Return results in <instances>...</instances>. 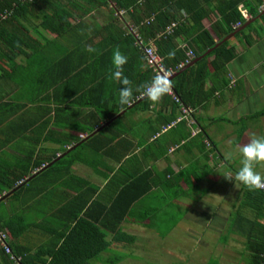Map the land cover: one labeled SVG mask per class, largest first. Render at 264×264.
Wrapping results in <instances>:
<instances>
[{
  "label": "crops",
  "instance_id": "1",
  "mask_svg": "<svg viewBox=\"0 0 264 264\" xmlns=\"http://www.w3.org/2000/svg\"><path fill=\"white\" fill-rule=\"evenodd\" d=\"M107 17L102 9L86 20L102 25ZM218 18L213 13L203 27L211 32ZM248 27L242 37L231 39L236 57L226 66V83L207 79L201 95L217 88L215 93L189 109L186 118L182 105L176 108L166 94L156 105L148 99L134 104L122 123L105 131L129 110L104 123L91 108L75 111L64 104L66 112L56 118L53 100L39 96L30 103L26 86L2 82L0 166L10 167L16 157L31 152L42 162L54 154L65 156L62 135L85 140L101 132L107 141L102 151L82 141L84 161L48 176L42 170L25 188L4 193L0 225L18 257L46 264L52 259L56 264H172L179 259L183 264H241L243 238L230 234L228 226L245 188L225 177H234L240 167L238 145L253 133L264 136V28L261 22ZM177 42L187 46L184 38ZM94 123L99 127L91 135L81 131ZM227 152L232 159H225ZM95 233L105 236L107 246L90 260V251L101 248H90ZM164 239L167 244L160 246ZM236 241L241 248L234 247ZM0 264H14L1 248Z\"/></svg>",
  "mask_w": 264,
  "mask_h": 264
},
{
  "label": "trees",
  "instance_id": "2",
  "mask_svg": "<svg viewBox=\"0 0 264 264\" xmlns=\"http://www.w3.org/2000/svg\"><path fill=\"white\" fill-rule=\"evenodd\" d=\"M240 6L250 18H256L263 3L261 0H0V85L12 81L18 86H26L30 103H34L39 96L42 101L53 100L56 104V118L66 112L67 106L64 104H71L68 107H74L71 109L75 111L91 108L92 113L101 114L104 123H108L121 112L118 103L120 84L108 78L112 68V52L119 46L120 51L128 57L124 75L132 81L134 102L123 109L129 111L104 128L109 131L122 123L127 113L132 112L136 106L146 104L144 85L155 76L147 67L145 56L136 44L135 33L145 44L148 41L154 43L165 67L176 68L186 59L189 50L194 54V59L198 58L233 33L238 24L243 25L246 20L239 10ZM102 9L108 11L105 24L86 20L91 13ZM213 13H217L219 18L213 22L209 32L202 23ZM176 21L179 22L177 29L171 35H163L166 28ZM258 22L264 28V15L257 19ZM46 33L54 37L48 39ZM243 35L244 31H241L232 40ZM180 38L186 41L185 48L179 46L177 40ZM232 40L223 43L172 80L171 89L179 102L170 97L176 108L182 105L193 110L215 93L217 88L210 90L207 95H201L207 79L212 83L217 79L224 81L226 66L236 57L234 48L230 46ZM88 46L97 49L99 55L87 52ZM169 51L175 52L174 58L168 59ZM210 69L212 72H209ZM53 85H57L56 90L51 91ZM4 105L6 103L0 101V107ZM47 124H44L45 131ZM98 127L99 123H94L90 128H81V131L91 135ZM62 138L59 143L67 146L63 152L65 156L54 154L42 162L33 160L31 152L26 157H16L10 167L1 165L2 198L6 191L25 188L33 180V175L42 170L40 174L48 176V173L61 168L68 169L75 160L84 161L82 150L85 146L82 141L90 142V148L94 151H102L107 145L101 132L85 140L64 135ZM28 179L31 180L28 182ZM20 181L23 182L18 184ZM9 230L14 235L10 225ZM228 232L243 238L241 264H264L263 192L248 191L245 188L243 201L229 222ZM8 235V245L18 256ZM90 238V248H97L96 244L101 245L100 249L90 251L91 260L107 244L105 236L101 234H92ZM22 264L46 262L36 263L29 257H23ZM47 264L56 263L52 259ZM209 264L218 263L211 261Z\"/></svg>",
  "mask_w": 264,
  "mask_h": 264
},
{
  "label": "clouds",
  "instance_id": "3",
  "mask_svg": "<svg viewBox=\"0 0 264 264\" xmlns=\"http://www.w3.org/2000/svg\"><path fill=\"white\" fill-rule=\"evenodd\" d=\"M86 51L99 55L97 49L88 46ZM168 59L175 56L174 51H169ZM128 57L117 46L111 56L112 68L109 70V79L120 84L118 103L123 111L125 106L134 102L132 81L124 75V65ZM169 74L158 73L152 80L144 85L143 94L153 105L159 104L163 97L171 91L172 81ZM240 155V167L235 176L228 175L225 179L234 180L235 187L243 185L248 191L264 190V174L258 169H264V136L251 134L247 143L238 145ZM233 153L227 152L225 159H232Z\"/></svg>",
  "mask_w": 264,
  "mask_h": 264
},
{
  "label": "built area",
  "instance_id": "4",
  "mask_svg": "<svg viewBox=\"0 0 264 264\" xmlns=\"http://www.w3.org/2000/svg\"><path fill=\"white\" fill-rule=\"evenodd\" d=\"M21 1H26V0H21ZM27 1H32V0H27ZM262 8H263V6L260 9L262 10ZM239 10L241 11L243 18L245 20H248L249 15L247 14V12L245 10H243L242 6H240ZM120 14H123V12H120ZM178 26H179L178 21L172 22L166 28L163 35H171L175 31V29H177ZM236 27H239V24ZM134 35L136 38V44L140 47V49L142 50V52L145 56L146 65L149 69L152 70L154 75H156L158 73L166 72L169 74V76H170L169 79H170L174 74H176L177 72H179L180 70L185 68L194 59V54L192 53V51L189 50L186 53V59L183 62H181L180 64H178V66L176 68H167L164 65L163 58L157 53V49H156L154 43L152 41H148V43L145 44L144 41L142 40V38L137 33H135ZM168 94L170 96H172L176 102H179L177 97L173 94L172 89ZM181 111L183 114L182 116H184V118H186V116L191 113V111L189 109L185 108L184 106L181 107ZM184 118L182 117L181 119H184ZM22 182L23 181H20L18 184H21ZM260 191L264 193V190H260ZM1 198H2V195H0V200H1ZM8 242H9V235H8L7 230L2 229L0 227V246L2 247L4 253L9 257L10 261H12L14 264H22V258L16 256L13 253L12 249L8 245Z\"/></svg>",
  "mask_w": 264,
  "mask_h": 264
},
{
  "label": "water",
  "instance_id": "5",
  "mask_svg": "<svg viewBox=\"0 0 264 264\" xmlns=\"http://www.w3.org/2000/svg\"><path fill=\"white\" fill-rule=\"evenodd\" d=\"M261 1L263 3V8H262L260 14L256 18H251V19L247 20L243 25H241L240 27H238L233 33L229 34L222 41L218 42L212 49L207 50V52H205L200 57L193 59L185 68H183L182 70H180L179 72H177L176 74H174L170 78L171 81L173 79H175L177 76H179L180 74H182L185 70H187L188 68H190L193 65H195L196 63H198L200 60H202L204 57H206L208 54H210L214 49L218 48L223 43L231 40L236 34L240 33L241 31H243L244 29H246L249 25H251L254 22H256L257 19H259L261 16H263L264 15V0H261Z\"/></svg>",
  "mask_w": 264,
  "mask_h": 264
},
{
  "label": "rangeland",
  "instance_id": "6",
  "mask_svg": "<svg viewBox=\"0 0 264 264\" xmlns=\"http://www.w3.org/2000/svg\"><path fill=\"white\" fill-rule=\"evenodd\" d=\"M102 20V19H101ZM178 238V237H177ZM167 244V242H166V240L164 239V241L162 242V244H160V246H165ZM238 247V248H241V245H238L237 244V241H236V243H234V247ZM176 252V251H175ZM161 256H163V255H161ZM234 256V255H233ZM215 257H218V256H215ZM181 258H182V256H181ZM215 259H218V258H215ZM184 262H182L180 259L179 260H176L175 262H173L172 264H183ZM161 264H164V262L163 263H161ZM167 264H168V262H167Z\"/></svg>",
  "mask_w": 264,
  "mask_h": 264
}]
</instances>
